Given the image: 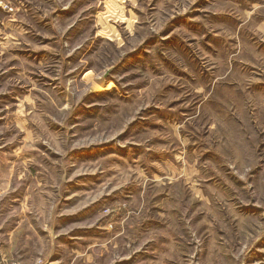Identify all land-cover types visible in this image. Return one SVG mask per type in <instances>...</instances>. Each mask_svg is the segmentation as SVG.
Wrapping results in <instances>:
<instances>
[{
    "label": "rangeland",
    "instance_id": "374dc122",
    "mask_svg": "<svg viewBox=\"0 0 264 264\" xmlns=\"http://www.w3.org/2000/svg\"><path fill=\"white\" fill-rule=\"evenodd\" d=\"M172 13L0 0V184L58 219L51 264H264V40Z\"/></svg>",
    "mask_w": 264,
    "mask_h": 264
},
{
    "label": "crops",
    "instance_id": "0c3cea01",
    "mask_svg": "<svg viewBox=\"0 0 264 264\" xmlns=\"http://www.w3.org/2000/svg\"><path fill=\"white\" fill-rule=\"evenodd\" d=\"M171 8L172 23L186 24L189 32L200 36L198 39L218 41L221 47L240 46L256 38L264 40V0H171ZM7 192L0 184V236L4 240V255L21 264H51L57 259L54 253L58 219L51 212L47 226L37 224L30 208V193L20 196ZM36 240H46L47 246L36 248ZM38 258L42 260L38 262Z\"/></svg>",
    "mask_w": 264,
    "mask_h": 264
},
{
    "label": "built area",
    "instance_id": "2783aa9c",
    "mask_svg": "<svg viewBox=\"0 0 264 264\" xmlns=\"http://www.w3.org/2000/svg\"><path fill=\"white\" fill-rule=\"evenodd\" d=\"M0 264H20L19 262H14L11 260H8L6 256L3 253V241L0 237Z\"/></svg>",
    "mask_w": 264,
    "mask_h": 264
}]
</instances>
